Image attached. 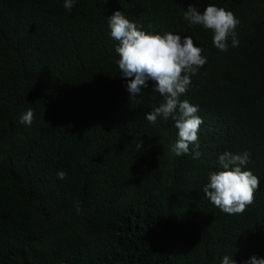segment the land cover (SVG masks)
Wrapping results in <instances>:
<instances>
[{"label":"trees","instance_id":"1","mask_svg":"<svg viewBox=\"0 0 264 264\" xmlns=\"http://www.w3.org/2000/svg\"><path fill=\"white\" fill-rule=\"evenodd\" d=\"M230 9L239 45L182 19ZM0 0V264H237L264 257V0ZM191 36L207 62L180 97L198 105L201 157L175 156L152 82L130 98L106 16ZM33 111L30 126L19 116ZM191 148V146H190ZM225 150L250 153L253 203L221 212L202 187ZM65 172L63 180L57 171ZM80 211L77 213L76 209Z\"/></svg>","mask_w":264,"mask_h":264},{"label":"clouds","instance_id":"2","mask_svg":"<svg viewBox=\"0 0 264 264\" xmlns=\"http://www.w3.org/2000/svg\"><path fill=\"white\" fill-rule=\"evenodd\" d=\"M77 0H63L62 7L71 12ZM110 37L118 43L114 51L121 77L126 78V91L130 98L142 93L152 82V93L159 94L163 102L151 108L145 114L150 124L158 119H171L177 130L176 140L170 151L177 157L191 155L193 159L201 157L198 132L203 124L197 114L199 106L180 97L190 88L191 77L207 62L202 48L191 36L165 31H146L134 21L128 19L120 9L106 16ZM182 19L191 27L199 25L211 30L212 45L226 52L229 47H237L239 39L235 29L240 19L230 9L208 3L201 12L197 6L189 5L183 11ZM33 111L26 110L19 116L18 123L30 126ZM191 146V148H190ZM250 163V153H232L225 150L217 156V168L208 173L207 182L202 191L205 197L221 212L239 215L254 200L259 176L245 167ZM57 178L63 180L65 172L57 171ZM77 213L80 209L77 207ZM220 264H237L232 255H223ZM242 264H264V257L251 256Z\"/></svg>","mask_w":264,"mask_h":264}]
</instances>
